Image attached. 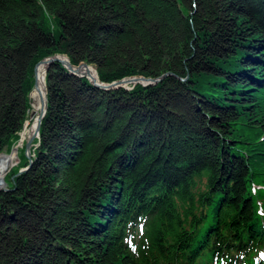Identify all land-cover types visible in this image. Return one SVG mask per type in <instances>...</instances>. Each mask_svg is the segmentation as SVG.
Returning <instances> with one entry per match:
<instances>
[{
	"label": "trees",
	"instance_id": "obj_1",
	"mask_svg": "<svg viewBox=\"0 0 264 264\" xmlns=\"http://www.w3.org/2000/svg\"><path fill=\"white\" fill-rule=\"evenodd\" d=\"M55 55L100 83L170 75L105 92L48 68L32 165L0 191V264H264V0H0V153ZM170 81L191 123H171Z\"/></svg>",
	"mask_w": 264,
	"mask_h": 264
},
{
	"label": "rangeland",
	"instance_id": "obj_2",
	"mask_svg": "<svg viewBox=\"0 0 264 264\" xmlns=\"http://www.w3.org/2000/svg\"><path fill=\"white\" fill-rule=\"evenodd\" d=\"M190 6H191L192 11H188L189 8H187L188 9L187 10V14L188 15L193 14V12H195V10H197V5H195V6L194 5H190ZM50 17H52V16H49L48 18H46V24H47L48 28L52 29L54 27V22H53V19L50 18ZM61 57L67 58L66 56H61ZM76 67H78V66H76ZM88 67H93L94 70L96 71V69H95V67L93 65H88ZM133 77H142V76H133ZM128 78H132V77H128ZM143 78H145V77H143ZM174 78L178 79L179 77H174ZM179 79H181V78H179ZM86 80H88V79L86 78ZM180 82H185V80L184 79H181ZM89 83L91 84V82H89ZM102 85H108V83L107 84L106 83H102ZM136 85H139V84H133V85L131 84L128 87H125L126 92L132 91L133 88H135ZM173 85H174V83H172V81L165 82L164 89L162 90L163 93L161 95V97H163V99H165V101L168 103V105H167V107H168L167 112H169V114L172 113V114H174L176 116V119L172 120L171 123L173 125H177L179 122H182V123H185V122L191 123L194 118L191 117V116L189 117V113H193V115H195V112H199V110L196 109V110L193 111V109L191 108V101L189 99V95H186L185 93L180 92V91H173V88H172ZM122 87L123 86H121V88ZM112 90H114V89H112ZM101 91H103V90H101ZM105 92H108V91H105ZM145 96H147V95H145ZM46 98H47V93H46ZM132 103L137 106L138 101H135V99H133L132 100ZM139 105L142 107V110H143L142 113H140L141 110L138 111L137 113L130 112L128 114V120H125V121L126 122H128V121L130 122L129 123L130 129H138L137 132H139V129H140L144 133L145 128L142 127V126H139V124L146 117L147 113L149 115L150 112L148 110H146V105H144V103H141L140 100H139ZM30 106L31 105L29 104V109H30ZM199 109H200V115H201V118H202L201 120H203V122H204V118L202 117V110H201V107L200 106H199ZM31 110H33V109L31 108ZM143 112H144V114H143ZM133 114H136V115H133ZM28 117H29V111H27L26 120H27ZM26 120H25V122H26ZM25 122H24V124H25ZM246 131H248V130H246ZM19 140L20 139L18 138V140L14 142V144L9 149V151L5 150V152H9L10 153L11 150H13L15 147H17V144H18ZM38 141H39V133H38V136L36 137V139H34L32 141V144L30 146V150L27 153V155L25 154V151H24L25 148H24V150H23V148L18 150L20 160L12 168L13 170L11 169L7 173V175L5 177V181H4V186L2 188H0V191L1 192H6V191L12 190L11 187H12V184H13L14 179H16L15 177L21 176L22 174H24L25 172H27L28 169L26 170V168H27L26 164L29 163L28 162L29 160H28L27 157H30L31 161L33 162L34 150H35V148L38 147ZM24 147H25V145H24ZM22 153H23V155H22ZM31 165H32V163H31ZM13 171H15V173Z\"/></svg>",
	"mask_w": 264,
	"mask_h": 264
},
{
	"label": "bare ground",
	"instance_id": "obj_3",
	"mask_svg": "<svg viewBox=\"0 0 264 264\" xmlns=\"http://www.w3.org/2000/svg\"><path fill=\"white\" fill-rule=\"evenodd\" d=\"M59 59L60 60L62 59L61 61L63 62V64L62 63L61 64L64 67L65 62H66L65 58L60 57ZM47 67H48V64L43 63V64L37 66V68H36V80H35L33 89L31 91V97H30L32 100L31 108L33 110H32V112L29 111V117L27 118L21 132L19 133V139L20 140L17 144V147H15L13 150H11L10 153L5 152V151L0 153V188H2L4 186V181H5V177H6L7 173L20 160L18 150L22 149V148L24 150L25 143L35 135V130H36V126L38 123V118H39L41 112L44 110V108L47 111V105L45 107V103L47 104V98H46L47 90H46V84H45V75H46ZM79 73L83 77L87 78L88 81L91 82V84L95 83V81L97 80V73L95 72L93 67H87V68L82 67L79 70ZM67 74H68V72H67ZM131 84L133 85L134 82L129 81V80H125L124 82H121L120 85L125 88ZM36 136L33 138V140L36 139ZM29 150H30V148L28 149V151Z\"/></svg>",
	"mask_w": 264,
	"mask_h": 264
},
{
	"label": "water",
	"instance_id": "obj_4",
	"mask_svg": "<svg viewBox=\"0 0 264 264\" xmlns=\"http://www.w3.org/2000/svg\"><path fill=\"white\" fill-rule=\"evenodd\" d=\"M61 56H63V55H55V56H53V57H48V58H45V59H43V60H41V61H39L37 64H36V66H35V68H34V74H35V72H36V68H37V66H39V65H41V64H43V63H45V64H48V67H47V70H48V68L53 64V63H55V62H60V63H62L63 64V62L59 59ZM65 58V57H64ZM65 60H66V62H65V69L67 70V72H68V74L69 75H73V76H75V77H82V75L79 73V70L82 68V67H88V65L87 64H85V63H82V64H80L78 67H73L70 63H69V61H68V59L67 58H65ZM47 70H46V72H47ZM96 72V71H95ZM167 75H170L169 73H167V74H165V75H162L160 78H157V79H151V78H143V77H132V78H123V79H121V80H118V81H115V82H112V83H110V84H108V85H102V83H100L99 81H98V79L95 81V83H93L92 85L95 87V88H97V89H100V90H104V91H108V90H112V89H118V88H121V82H124L125 80H129V81H133L134 82V84H140V85H142L143 87H147V86H153V85H156L158 82H160L161 80H163ZM123 89H125V88H123ZM31 93V92H30ZM29 98V100H28V104H30V105H32V100H31V98H30V94H29V96H28ZM46 103H45V107H46ZM45 113H46V109L44 108V110L41 112V114H40V116H39V118H38V123H37V126H36V130H35V135L31 138V139H29L26 143H25V154L27 155V153L29 152L28 151V149L30 148V146H31V144H32V141H33V138L37 135L38 136V133H39V130H40V126H41V121H42V119L44 118V116H45ZM36 136V137H37ZM28 158V166H27V168H26V170L27 169H29L30 168V166H31V163H32V161H31V159H30V157H27ZM25 170V171H26ZM24 171V172H25ZM23 173V172H22ZM20 174V173H19Z\"/></svg>",
	"mask_w": 264,
	"mask_h": 264
}]
</instances>
